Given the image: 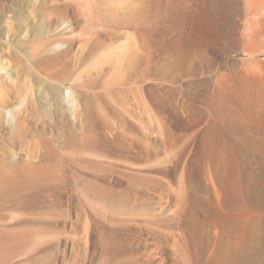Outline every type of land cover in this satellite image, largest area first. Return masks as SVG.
Wrapping results in <instances>:
<instances>
[{"label":"rangeland","instance_id":"374dc122","mask_svg":"<svg viewBox=\"0 0 264 264\" xmlns=\"http://www.w3.org/2000/svg\"><path fill=\"white\" fill-rule=\"evenodd\" d=\"M80 1L0 13L4 100L25 107L13 135L0 112L12 263L264 264V40L243 37L245 0Z\"/></svg>","mask_w":264,"mask_h":264},{"label":"bare ground","instance_id":"6f19581e","mask_svg":"<svg viewBox=\"0 0 264 264\" xmlns=\"http://www.w3.org/2000/svg\"><path fill=\"white\" fill-rule=\"evenodd\" d=\"M22 0H0V13L7 12L15 3ZM81 1L75 0V9L80 7ZM244 5V16H245V26L243 30V37L249 40L250 43L263 42L264 40V0H245ZM264 44V42H263ZM1 68V67H0ZM3 68V67H2ZM7 87V86H6ZM5 84L0 81V112H9L12 115V121L10 122L11 135L15 131L16 116L25 110V107L21 105V102H16L15 97H13L11 102L5 101V96L9 95L11 90L6 89ZM8 88V87H7ZM32 89V88H31ZM32 91V90H31ZM22 96L25 98L28 96V92H22ZM30 96V94H29ZM23 100V99H21ZM18 117V116H17ZM0 181V187H2ZM2 191V190H1ZM0 191V199L3 198V193ZM4 219V214L0 212V264H13L12 257L13 252L23 235L18 234L13 227L2 228V221Z\"/></svg>","mask_w":264,"mask_h":264}]
</instances>
